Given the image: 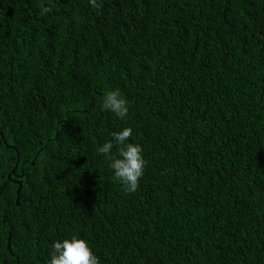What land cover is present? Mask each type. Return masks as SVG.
Returning a JSON list of instances; mask_svg holds the SVG:
<instances>
[{
    "label": "trees",
    "instance_id": "obj_1",
    "mask_svg": "<svg viewBox=\"0 0 264 264\" xmlns=\"http://www.w3.org/2000/svg\"><path fill=\"white\" fill-rule=\"evenodd\" d=\"M97 2L0 0V264L73 235L100 264H264V0ZM124 127L134 193L98 152Z\"/></svg>",
    "mask_w": 264,
    "mask_h": 264
},
{
    "label": "clouds",
    "instance_id": "obj_2",
    "mask_svg": "<svg viewBox=\"0 0 264 264\" xmlns=\"http://www.w3.org/2000/svg\"><path fill=\"white\" fill-rule=\"evenodd\" d=\"M91 7L100 8L97 0H89ZM50 7H44L41 15L51 12ZM102 111H109L120 119H124L129 110V105L119 89L104 92L100 104ZM112 139L98 148V152L110 161L109 167L113 172L114 182H119L123 191L134 193L139 187L141 177L144 175L147 161L143 156V149L138 143L129 142L132 128L124 127L113 132ZM115 146V155L112 149ZM48 264H100L99 258L93 253L89 242L73 235L70 239L55 241Z\"/></svg>",
    "mask_w": 264,
    "mask_h": 264
},
{
    "label": "water",
    "instance_id": "obj_3",
    "mask_svg": "<svg viewBox=\"0 0 264 264\" xmlns=\"http://www.w3.org/2000/svg\"><path fill=\"white\" fill-rule=\"evenodd\" d=\"M18 189H19V184H18V186H17V188H16V190H15V199H14L15 204L18 203V199H17V190H18ZM8 240H9V235H7V240H6V248H7V249H9V243H8Z\"/></svg>",
    "mask_w": 264,
    "mask_h": 264
}]
</instances>
